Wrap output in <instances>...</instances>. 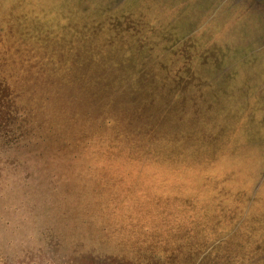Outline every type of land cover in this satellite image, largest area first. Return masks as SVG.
I'll use <instances>...</instances> for the list:
<instances>
[{
  "label": "rangeland",
  "instance_id": "rangeland-1",
  "mask_svg": "<svg viewBox=\"0 0 264 264\" xmlns=\"http://www.w3.org/2000/svg\"><path fill=\"white\" fill-rule=\"evenodd\" d=\"M0 264H264V0H0Z\"/></svg>",
  "mask_w": 264,
  "mask_h": 264
},
{
  "label": "trees",
  "instance_id": "trees-1",
  "mask_svg": "<svg viewBox=\"0 0 264 264\" xmlns=\"http://www.w3.org/2000/svg\"><path fill=\"white\" fill-rule=\"evenodd\" d=\"M86 27V26H85ZM149 86H151L152 87V89L153 90H158L157 88L158 87H165L166 85H165V83H160V82H157V81H153V82H151V85H149ZM176 92L177 93H179L178 94V96H177V98H179L178 100H174L173 101V103H171V104H173V106H176V105H179V109L181 110V111H185V109H187L188 107H189V105H185V96H184V94H183V89H176ZM155 97L154 96H146V99H148V100H150V101H152L153 99H154ZM176 98V97H175ZM149 122H151V121H149ZM178 122H180V121H178ZM150 125H151V123H150ZM150 125H143L144 127H145V133L146 134H148L149 132H150V128H151V130H152V127H150ZM162 126V125H161ZM148 128V129H147ZM133 130H135V129H133V128H131V129H129L128 131H129V133H130V135L132 136H134L135 134H137V133H135V131H133ZM142 134V133H141ZM145 134V135H146ZM150 134V133H149ZM111 140V139H110ZM88 141H92V138H90V139H88ZM98 143H99V141H97ZM110 142H114V140H111ZM100 143H102V142H100ZM124 146V145H123ZM105 147H106V150H108L110 147L111 148H113L112 147V145L111 144H108V143H106V145H105ZM157 157V156H156ZM131 159H133V160H136L138 157H130ZM160 159V158H159ZM159 159L158 158H156L155 160H154V162H156V166H157V168H159V170H161V172H162V169H166V168H169V167H171L169 164H170V159H165V161H159ZM161 160V159H160ZM158 161V162H157ZM146 164H148V162H143V163H141L140 164V167H139V173H143V168H144V165H146ZM173 168V167H172ZM175 171H170V175H180L181 173H183L182 171H180L179 169H175V168H173ZM162 176H165V174H161V175H159V179H163V177ZM167 180H169V179H167ZM163 181V180H162ZM158 185H164L165 186V183H161V184H158ZM168 186H171V185H168Z\"/></svg>",
  "mask_w": 264,
  "mask_h": 264
}]
</instances>
